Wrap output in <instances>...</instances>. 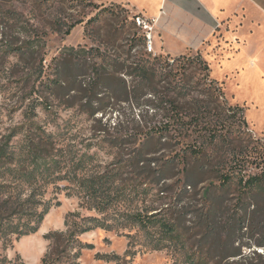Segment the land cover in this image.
Wrapping results in <instances>:
<instances>
[{
	"label": "trees",
	"instance_id": "trees-1",
	"mask_svg": "<svg viewBox=\"0 0 264 264\" xmlns=\"http://www.w3.org/2000/svg\"><path fill=\"white\" fill-rule=\"evenodd\" d=\"M29 1L39 17L45 13L53 15L51 10L58 4L69 5V8L76 5L100 9L90 0ZM2 2L11 5L15 0ZM120 11L123 9L119 6L104 7L87 25L99 23L100 32L103 29L101 23L109 18L118 19ZM21 17L15 11L9 12L3 24L6 27L11 21L21 24V32L29 37L21 45L7 43L8 54L26 63L29 73L37 77L42 89L33 90L26 98L29 100V113L34 114L38 107L49 109L44 101H40L42 93L65 100L69 107H77L81 115L93 118L110 105L145 98L156 117L159 116L155 125L146 132L138 130L129 136L145 138L133 159H122L116 170H107L80 182L79 186L94 210L104 214L119 198L123 189L120 184L124 182L121 174L124 167L133 170L134 176L155 183L169 179L168 173L177 170L179 197L196 196L200 188L203 207L200 211L191 212L187 210L189 206H180V203L164 213L129 216L128 220L149 240L152 249L161 251L171 246L183 247L186 242L200 237L198 245L186 258L189 264L213 261L221 264L232 258L241 261L228 264H264V138L254 139L249 131L245 108L229 103L220 84L211 78L210 65L202 55L179 57L173 63L153 58L145 51L146 37L138 29L127 33L124 26L114 28L108 22V37L113 35L114 42L119 37L127 41L128 52L114 56L110 52L113 46L111 38H108L96 48L66 47L46 67L47 34L36 28H25ZM51 17L48 25L53 31L64 30L65 35H70L76 26L84 23L86 15L77 20ZM135 47L143 49L137 58L131 55ZM105 141L111 146H120L110 138ZM153 142L170 146L171 153L160 162L144 158V150ZM56 151L49 138L28 140L25 154L29 168L13 167L16 165V152L0 151V179L9 177L17 185L0 182V238L3 242L12 236L22 238L35 234L52 209L51 205H42L37 200L40 191L37 180L39 177L47 179L59 164ZM86 158L91 157L83 156L80 160L82 165ZM253 163L257 172L248 171V165ZM153 165L161 167L154 174ZM233 186L239 187L242 198L246 197L248 202L227 209L225 204ZM27 187L31 190L29 196H25ZM7 189L18 193L5 194ZM41 206L43 208L39 210ZM189 213L195 217L192 227L185 226L184 218ZM84 221L81 225L68 222L67 230L49 233L46 236L49 250L41 264H79L81 250L92 248L90 244L81 242V235L95 229L114 230L112 224L99 218L89 217ZM237 229H246L250 233L251 244L247 248L253 251L247 256H243L241 251L228 253L230 245L237 242L232 240L239 231ZM256 249L263 250V253ZM0 264L13 263L6 256H0Z\"/></svg>",
	"mask_w": 264,
	"mask_h": 264
},
{
	"label": "rangeland",
	"instance_id": "rangeland-1",
	"mask_svg": "<svg viewBox=\"0 0 264 264\" xmlns=\"http://www.w3.org/2000/svg\"><path fill=\"white\" fill-rule=\"evenodd\" d=\"M2 1L0 0V151L16 152V165L13 167L29 168L25 154L28 140L49 138L57 150L56 159L59 164L51 170L47 179L39 177L37 180V186L40 187L37 200L42 205L45 203L44 205L52 206L39 230L35 234L22 238L12 236L5 242L0 238V256H6L10 261L12 260L13 264H41L49 250L50 243L46 238L49 233L67 230L66 223L68 222L70 224L77 222L81 225L85 222V218L95 217L112 224L114 230L95 229L81 235V242L90 244L92 248L85 247L81 250L79 264H189L186 258L196 248L200 237L186 242L183 247L171 246L161 251H154L149 240L128 220L129 216L137 213L149 215L164 213L174 205L179 206L180 203V206H189L187 210H192L191 212L202 210L203 192L200 188L196 196L189 194L184 198L179 197L177 170H171L168 173L169 179L155 183L150 179L134 176L133 170L124 167L121 171L124 178V182L120 184L123 188L122 193L104 214L94 210L79 186L84 179L103 174L107 170H116L120 160L133 159L139 152L140 144L145 138H129V136L135 135L138 130L146 132L155 125L159 118L148 106V100L143 98L140 101L110 105L103 113L93 118L81 115L77 107H69L65 100L40 92L42 96L40 101H44L49 109L44 110L43 107H38L34 114H31L28 109L29 100L26 98L33 90L42 89L36 81L37 77L29 73L26 63L7 52V43L15 42L21 45L29 38L21 32V24L13 21L9 22L7 27L3 24L9 12L15 11L21 14L25 28L30 30L36 28L46 32V67L66 47L96 48L101 45V42L103 44L110 38L113 45L110 47V52L115 54L114 56L128 52L127 41L119 37L114 42L113 35L108 37L107 32L110 27H107V24L109 22L114 28L124 26L127 33L136 32L138 29L140 34L146 37L145 29L137 22L138 17L145 19L144 14L120 0H90L100 7L99 10L76 5L69 8V5L58 4L51 10L53 14L51 16H56L59 20L66 18L77 20L82 18V15H86L84 23L76 26L70 35H65L64 30L62 32L53 31L48 25V20L52 17L48 13L39 17L40 14L36 13L29 0H15L11 5ZM240 3L239 9L227 22L224 21L223 27H220L221 23L217 24L212 40L199 51L187 50L181 54H174L181 52L182 48L171 46L170 50L173 53H168L160 45L161 33L156 27L155 20H149V22H154L152 25L154 53L151 55L153 58L159 57L173 63L179 57L201 54L210 64L211 78L220 84L229 103L245 108L249 131L254 139L259 140L264 138V95L262 94L264 79L253 78L251 75L241 78L239 68L227 72L220 70L221 66L224 70L236 63L233 59L236 58L240 49L234 41L227 40L226 27L229 28L228 32L233 31L235 34L241 30L239 34L247 41L250 53L260 47L264 52L261 39L253 38L254 33H259L264 37V19L257 10V5L264 9V0H240ZM112 6H119L123 9L119 12L118 19L104 20L101 23L103 29L100 32H98L99 23L94 22L87 25L88 21L94 18L102 8ZM247 10H251L250 14ZM133 20L136 26L133 25ZM134 26L135 28L131 29ZM242 39H240V44L246 42ZM158 45L161 49H158ZM142 50L140 47H135L131 55L137 58ZM109 138L120 146H111L105 141ZM169 147V145H158L153 142L144 150V158L152 161L156 159L160 162L163 157L171 153ZM86 155L91 158H86V163L82 165L80 160ZM78 166L79 169H77ZM248 166L249 172H257L254 163ZM160 168V165H153L152 174ZM0 182H6L4 184L9 186H17L9 177L0 179ZM27 190L25 196L31 193L28 187ZM8 191L9 189L5 191V194L16 195L18 193ZM247 202L246 197L242 198L239 187L233 186L229 191V201L226 202L225 208L233 209L238 204L245 205ZM42 208L43 206L39 210ZM184 219L186 227L194 226L193 213H189ZM237 232L236 237L232 239L237 242L235 245H230L228 253L234 254L241 251L243 256H247L253 251L247 248L248 244H251L250 233L246 229ZM257 251L263 253V250ZM238 259L232 258L221 264L241 261ZM209 264L219 263L213 261Z\"/></svg>",
	"mask_w": 264,
	"mask_h": 264
},
{
	"label": "crops",
	"instance_id": "crops-1",
	"mask_svg": "<svg viewBox=\"0 0 264 264\" xmlns=\"http://www.w3.org/2000/svg\"><path fill=\"white\" fill-rule=\"evenodd\" d=\"M120 1L144 14L146 20H155L156 27L161 33L162 42L160 45L163 46L164 50L173 53L170 50L171 46L182 48L181 52L174 54H181L187 50L199 51L212 40L217 24L221 23L220 27H223L224 21L227 22L241 5L240 0ZM257 10L264 19V9L257 5ZM247 12L250 14L251 10H247ZM228 29V27L225 29L227 40L234 41L240 46V49L238 55L235 56L236 58L233 59L236 63H233L229 69L223 70L221 66V72L239 68L241 69V78L251 75L253 78L264 79V52L262 47L250 53L247 41L243 37L242 39L241 34H239L241 30L235 34L233 31L228 32ZM254 34L253 38L261 39V44H264V37L259 33ZM240 39L246 42L240 44ZM160 45H158V49H161ZM262 94H264V90Z\"/></svg>",
	"mask_w": 264,
	"mask_h": 264
},
{
	"label": "built area",
	"instance_id": "built-area-1",
	"mask_svg": "<svg viewBox=\"0 0 264 264\" xmlns=\"http://www.w3.org/2000/svg\"><path fill=\"white\" fill-rule=\"evenodd\" d=\"M137 22L141 25L146 31V48L145 51L147 53H154V39L152 35L154 22H149V20H145L142 17L137 18Z\"/></svg>",
	"mask_w": 264,
	"mask_h": 264
},
{
	"label": "bare ground",
	"instance_id": "bare-ground-1",
	"mask_svg": "<svg viewBox=\"0 0 264 264\" xmlns=\"http://www.w3.org/2000/svg\"><path fill=\"white\" fill-rule=\"evenodd\" d=\"M264 95V94H263Z\"/></svg>",
	"mask_w": 264,
	"mask_h": 264
}]
</instances>
